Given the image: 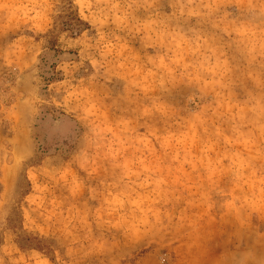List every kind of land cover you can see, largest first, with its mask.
<instances>
[{"label": "rangeland", "instance_id": "374dc122", "mask_svg": "<svg viewBox=\"0 0 264 264\" xmlns=\"http://www.w3.org/2000/svg\"><path fill=\"white\" fill-rule=\"evenodd\" d=\"M0 264H264V0H0Z\"/></svg>", "mask_w": 264, "mask_h": 264}]
</instances>
